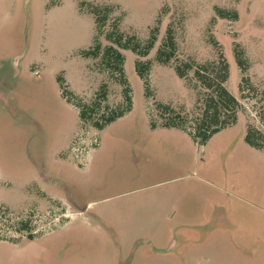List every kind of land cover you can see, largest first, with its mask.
<instances>
[{"label":"rangeland","instance_id":"obj_1","mask_svg":"<svg viewBox=\"0 0 264 264\" xmlns=\"http://www.w3.org/2000/svg\"><path fill=\"white\" fill-rule=\"evenodd\" d=\"M92 11L107 13L98 32ZM168 28L175 57L161 64ZM120 30L122 43L141 49L156 33L146 55L120 49L121 72L103 62ZM219 52L229 65L225 86L241 105L238 124L193 152L159 147L160 137L148 145V129L172 117L156 105L178 110L187 128L202 113L193 70L180 79L174 66ZM21 54L17 112L0 106V264H264L260 243L244 255L198 247L212 228H229L228 217L185 232L178 214L185 199L197 196L208 209L219 193L227 200L210 182L230 176L248 179L249 206L264 218V150L244 140L250 127L264 135V0H0V63ZM81 109L91 119L82 121ZM40 167L68 191L42 182ZM69 199L92 202L91 210L72 214ZM184 239L194 241L180 251Z\"/></svg>","mask_w":264,"mask_h":264},{"label":"trees","instance_id":"obj_2","mask_svg":"<svg viewBox=\"0 0 264 264\" xmlns=\"http://www.w3.org/2000/svg\"><path fill=\"white\" fill-rule=\"evenodd\" d=\"M108 12L109 10L107 13ZM91 13L95 17V25L97 28L96 32H98L104 23L105 18H107V13L104 14L103 19L99 18L96 11H92ZM123 37L124 34L120 30L119 33L113 37L116 47L113 45L107 47L103 55V62L109 66V61H113L115 68H117V70L120 72L121 67H119V65H121L123 58L120 49L129 50L133 53H137V55H146L147 52L153 47V44L156 40V33L151 35L146 46L142 49L139 47V45L130 46L129 44L122 43ZM95 50H99V45L96 46ZM175 51L176 45L174 33L172 28H168L166 29L164 42L157 50L156 59L161 64H168L170 60L175 57ZM233 53L238 67L243 72V69L245 68L243 52L236 50ZM94 54L96 53H89V55ZM228 66L229 65L222 52L217 54L215 60L200 64L198 66H194V64L190 63H183V66L176 64L174 66V71L177 77L180 79H185L188 76V72L193 70V77L202 89V94L204 96L202 101V113L194 119V126L187 128V117H182V113L178 112V110L176 111L173 107L158 104L156 105L158 111H164L172 114V117L164 119V122L159 125L153 124L152 127L158 126L163 128H175L183 130L190 137H192L199 147H201L215 133L235 125L238 120L237 115L241 105L239 100L231 95L225 86L229 75ZM136 71H138L137 73L139 77L142 78L143 74H141L139 70ZM90 113H93L92 110H90ZM123 115L124 114L122 113L114 117H109L105 119L102 124H94L93 126L97 127V129H103L105 126L114 122ZM79 117L82 121L91 119V117H88L87 113L83 109L80 110ZM244 140L250 147L257 150H264V135L258 129L254 127L248 128L245 131Z\"/></svg>","mask_w":264,"mask_h":264},{"label":"crops","instance_id":"obj_3","mask_svg":"<svg viewBox=\"0 0 264 264\" xmlns=\"http://www.w3.org/2000/svg\"><path fill=\"white\" fill-rule=\"evenodd\" d=\"M237 124L238 122L235 125ZM234 126L220 130L219 132L212 135L210 139L213 136L221 134L222 132H225V130L231 129ZM145 136L147 137L146 142H148V145L151 146L153 141L160 137L163 140H157L160 141V143H157L159 147H175L177 150H179L181 147H189L191 152H193L195 148L199 147L192 137L180 129L155 127L148 129ZM225 145H227V142ZM203 147L204 145L200 148L203 149ZM210 183L214 185V190L227 192V200H223L221 197L222 193L218 192L220 195L214 197L212 196V200L214 201H212V205H208L209 209L196 195L195 199L192 198L194 201L191 199H185L184 201L182 200L183 202L179 205L178 214L180 219L183 221V224H181L184 227L183 229H187L185 232H188V230L189 232H191L190 230L193 231L192 227L194 226L192 223H196L198 226V223L201 221H209L212 217H217V219L220 221H223L226 217H228L229 221H231L230 227L226 230H223L226 228L225 226H221L220 228H212L205 235H202V239L200 240L202 242L197 244L198 247H206L210 245V249L214 252H218L219 249L223 247V250L219 252V255H223L222 253L227 252L225 247L232 250L235 248L237 249L236 254L244 255L246 254L245 250L254 242V245L260 243L259 245L264 246V218H261V214L252 212L249 206V201L252 200V198L247 188L248 179L244 177L236 178L229 176L221 178L219 181ZM256 183L259 185L261 184L260 181ZM218 232L222 233L220 235L221 238H219L220 240L215 239L217 238L216 235ZM191 241H194V239L189 241L188 239H184L179 250L182 251L183 248L187 249L188 246L190 247L188 242Z\"/></svg>","mask_w":264,"mask_h":264},{"label":"flooded vegetation","instance_id":"obj_4","mask_svg":"<svg viewBox=\"0 0 264 264\" xmlns=\"http://www.w3.org/2000/svg\"><path fill=\"white\" fill-rule=\"evenodd\" d=\"M19 63H12L11 61L0 63V106L5 109L7 113H16L15 102L11 96V93L17 88V85L21 82H25L26 70L23 65ZM68 204L72 208V214L86 215L91 210L92 202L86 203L81 206L79 202H74L71 199L67 200ZM121 260L123 259L122 256Z\"/></svg>","mask_w":264,"mask_h":264},{"label":"water","instance_id":"obj_5","mask_svg":"<svg viewBox=\"0 0 264 264\" xmlns=\"http://www.w3.org/2000/svg\"><path fill=\"white\" fill-rule=\"evenodd\" d=\"M22 57H23V54H21V56H19V57H16L15 63H19L20 61H22ZM38 171H39V177L41 178L42 182H44L46 184L57 185L54 182V180L46 173V171L42 167H40L38 169ZM57 186L63 188L66 192L68 191V188H67V186L65 184H59Z\"/></svg>","mask_w":264,"mask_h":264}]
</instances>
